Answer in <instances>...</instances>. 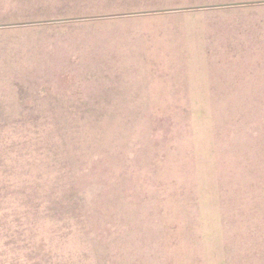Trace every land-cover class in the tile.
Here are the masks:
<instances>
[{"label":"rangeland","instance_id":"374dc122","mask_svg":"<svg viewBox=\"0 0 264 264\" xmlns=\"http://www.w3.org/2000/svg\"><path fill=\"white\" fill-rule=\"evenodd\" d=\"M0 264H264V0H0Z\"/></svg>","mask_w":264,"mask_h":264}]
</instances>
